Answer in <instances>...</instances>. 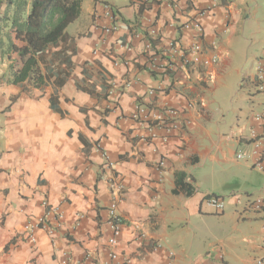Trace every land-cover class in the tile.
<instances>
[{
  "label": "crops",
  "instance_id": "0c3cea01",
  "mask_svg": "<svg viewBox=\"0 0 264 264\" xmlns=\"http://www.w3.org/2000/svg\"><path fill=\"white\" fill-rule=\"evenodd\" d=\"M67 32L62 113L52 86L8 83L0 54V264H101L112 251L117 264H264V0H82ZM195 44L218 61L184 64ZM138 107L178 115L151 126L133 119ZM180 174L192 196L174 193ZM113 200L123 224L111 248ZM44 201L61 206L62 226L32 244L25 228Z\"/></svg>",
  "mask_w": 264,
  "mask_h": 264
},
{
  "label": "trees",
  "instance_id": "16d2710c",
  "mask_svg": "<svg viewBox=\"0 0 264 264\" xmlns=\"http://www.w3.org/2000/svg\"><path fill=\"white\" fill-rule=\"evenodd\" d=\"M5 1L0 19V54L10 62L8 83L25 90L52 86L51 108L62 113L59 90L73 72L76 54L75 41L67 29L80 16L82 0ZM186 178L185 174L178 175L174 193H195Z\"/></svg>",
  "mask_w": 264,
  "mask_h": 264
},
{
  "label": "built area",
  "instance_id": "2783aa9c",
  "mask_svg": "<svg viewBox=\"0 0 264 264\" xmlns=\"http://www.w3.org/2000/svg\"><path fill=\"white\" fill-rule=\"evenodd\" d=\"M194 27L199 33H202V28L199 24L195 23ZM115 30H116V27H111V28L105 29V33L110 34L111 32ZM173 46L174 45L172 44L171 48H173ZM201 56H202V46L200 44H195L188 51H184L182 58H183L184 64L192 63L193 65L194 64L196 65V64L202 63L204 66H209L218 61L217 56H213L209 60H203ZM177 115H178V111L170 107H164L163 109H156L153 107H138L133 116V119L143 124H148L151 126H158V127H165V126H169L171 120L177 117ZM256 118L259 121L264 122V110L262 113L258 114ZM256 138L257 137L254 135V139ZM260 148H261V143L259 140H256L254 143V151L252 154L254 156L260 155ZM102 156L105 159L109 168H112L113 164L109 162L107 154L105 152H102ZM238 158L243 159V156L240 155L238 156ZM164 165L165 163L161 161L160 167H163ZM257 166L260 170L264 172V167L260 163H257ZM111 189L117 195L123 192L122 191L123 187L121 183L115 180L111 182ZM207 202L210 207H212L218 212L224 211L225 209L224 201L221 199L212 197V198H209ZM42 205L45 207V210H46V213L44 214V216H42L38 220L30 221L25 228V234H26L27 240L32 244L36 243V240H37L36 234L38 231H45L52 238V240H54L53 238L55 237L56 233L62 226L63 211L61 209V206H53L48 201H44ZM117 206H118L117 202L113 200L108 208V214L110 217V227L112 230V236L108 240V245L111 248L117 245V236L119 234V229L123 224V221L120 215L118 214ZM108 257H109L108 261L101 263V264H117L118 255L114 251L110 252ZM61 263L62 264L69 263V256L67 254H63V259ZM210 264H225V262L223 258L220 257L218 258V260H214Z\"/></svg>",
  "mask_w": 264,
  "mask_h": 264
}]
</instances>
